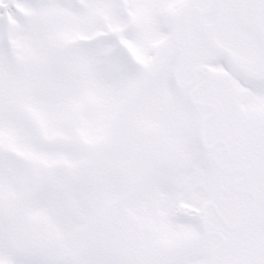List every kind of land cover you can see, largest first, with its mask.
Listing matches in <instances>:
<instances>
[{
  "label": "snow or ice",
  "instance_id": "snow-or-ice-1",
  "mask_svg": "<svg viewBox=\"0 0 264 264\" xmlns=\"http://www.w3.org/2000/svg\"><path fill=\"white\" fill-rule=\"evenodd\" d=\"M0 264H264V0H0Z\"/></svg>",
  "mask_w": 264,
  "mask_h": 264
}]
</instances>
